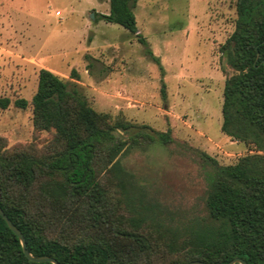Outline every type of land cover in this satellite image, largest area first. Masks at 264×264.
<instances>
[{
	"label": "trees",
	"instance_id": "obj_1",
	"mask_svg": "<svg viewBox=\"0 0 264 264\" xmlns=\"http://www.w3.org/2000/svg\"><path fill=\"white\" fill-rule=\"evenodd\" d=\"M137 2L109 0V12H96V20L136 33ZM236 14L234 30L220 46L232 70L226 73L221 129L248 152L222 164L198 151L207 182L205 212L184 224L147 225L142 214L121 212L114 193L122 172L116 159L123 150L172 143L171 129L98 111L66 79L40 68L33 123L36 130L54 131L49 145L45 151L32 145L8 148L0 137V206L33 255L61 264H229L236 257L264 264V0H236ZM139 40L164 70L146 38ZM162 93L165 97L164 86ZM11 102L0 96V108ZM14 103L25 108L29 101L21 97ZM0 264L54 263L28 258L0 215Z\"/></svg>",
	"mask_w": 264,
	"mask_h": 264
},
{
	"label": "rangeland",
	"instance_id": "obj_2",
	"mask_svg": "<svg viewBox=\"0 0 264 264\" xmlns=\"http://www.w3.org/2000/svg\"><path fill=\"white\" fill-rule=\"evenodd\" d=\"M109 10V0H0V96L12 100L0 108V137L8 148L46 150L54 131L35 129L31 100L40 68H50L96 110L171 129L172 143L123 150L114 193L121 212L142 214L147 225L184 224L205 212L198 151L222 164L248 152L221 129L232 70L220 46L234 30L236 0H138L136 33L92 16ZM21 97L29 101L25 108L14 103Z\"/></svg>",
	"mask_w": 264,
	"mask_h": 264
},
{
	"label": "water",
	"instance_id": "obj_3",
	"mask_svg": "<svg viewBox=\"0 0 264 264\" xmlns=\"http://www.w3.org/2000/svg\"><path fill=\"white\" fill-rule=\"evenodd\" d=\"M92 16L95 17V14L93 13ZM0 215H2V217L7 222L8 226L18 235V237L22 243L23 250H24L25 254L28 256V258H30L31 260H34V261H39V262L49 261V262H52L54 264H61L56 258H54L52 256H48V255L35 256V255H33L27 246V240H26L23 232L10 219V217L7 215V213L3 210V208L1 206H0ZM237 262H239L241 264H248L246 260H244L243 258H240V257H236V258L232 259L229 262V264H235ZM188 264H206V263L202 260H193V261H190Z\"/></svg>",
	"mask_w": 264,
	"mask_h": 264
},
{
	"label": "crops",
	"instance_id": "obj_4",
	"mask_svg": "<svg viewBox=\"0 0 264 264\" xmlns=\"http://www.w3.org/2000/svg\"><path fill=\"white\" fill-rule=\"evenodd\" d=\"M232 142L239 143V142H237V141H232ZM239 144H241V143H239Z\"/></svg>",
	"mask_w": 264,
	"mask_h": 264
}]
</instances>
